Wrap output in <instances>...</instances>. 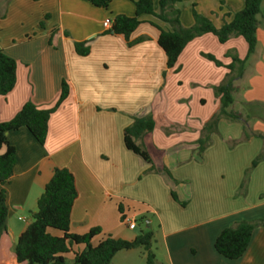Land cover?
I'll use <instances>...</instances> for the list:
<instances>
[{
    "label": "crops",
    "instance_id": "1",
    "mask_svg": "<svg viewBox=\"0 0 264 264\" xmlns=\"http://www.w3.org/2000/svg\"><path fill=\"white\" fill-rule=\"evenodd\" d=\"M152 1L157 13L158 0ZM223 2L221 9L220 0H181L175 7L185 28L193 25V10L219 28L244 7L243 0ZM134 13L129 0H114L107 9L86 0H0V50L16 63L15 86L0 96V122L12 119L26 102L38 109L53 107L61 83L68 86L67 98L49 117L43 145L25 128L7 133L16 160L5 185L8 217L0 264H18L13 248L28 224L18 223L36 211L55 168L68 169L75 181L70 232L82 235L99 227L93 244L106 236L127 241L137 236L136 227L129 230L120 221L121 204L125 216L142 218L143 231L153 232L152 264H264V226L253 230L237 260L214 249L225 228L241 221L264 222V158L243 180L264 150V0L256 16L252 55L247 57V44L239 36L220 44L205 34L184 47L173 69L166 68L158 30L150 23L164 30L169 25L140 16L130 41L145 40L130 46L103 27L105 19ZM76 43H85L89 53L77 55ZM227 53L245 60L229 108L241 115L242 123L219 120L217 133L199 154L202 127L219 109L212 88L228 74ZM145 116L152 118L153 131L135 144L149 155L155 168L151 172L123 143L124 129ZM244 128L248 138L229 145L241 139ZM238 189L242 193L237 195ZM81 249L74 246L72 252ZM72 252L66 255L70 262ZM111 264L147 263L138 248L118 252Z\"/></svg>",
    "mask_w": 264,
    "mask_h": 264
},
{
    "label": "trees",
    "instance_id": "2",
    "mask_svg": "<svg viewBox=\"0 0 264 264\" xmlns=\"http://www.w3.org/2000/svg\"><path fill=\"white\" fill-rule=\"evenodd\" d=\"M99 9H107L114 0H86ZM135 8L134 16L116 15L111 21L108 33L122 36L130 46L145 40L139 38L130 41L131 34L141 24L142 15H149L157 21L167 24L170 30H164L155 23H150L158 30L157 45L166 58V68L173 69L184 47L193 39L205 34L215 36L220 44H224L231 37H241L247 44V57L252 55L256 47V16L260 13L263 0H243L244 7L235 13L229 22L223 21L221 27L216 28L211 20L192 11L193 25L185 28L181 25L180 12L175 7L181 0H158V12L155 13L152 0H129ZM220 0V9L223 5ZM77 55L86 56L89 48L85 43L74 44ZM231 63L226 66L228 74L223 81L213 87L215 98L218 99L219 109L203 125L199 138V154L210 143V137L217 133L219 120L242 122L238 113L229 110L233 104L234 82L241 78L244 72L245 60H240L235 54L227 53ZM207 60L216 66H222L214 57L203 54ZM16 82V63L0 50V96L10 93ZM68 96V86L61 83L60 95L53 107L38 109L31 102H26L20 110L7 122H0V238L7 230L8 209L6 205L7 185L13 175L15 166V149L7 142V133L25 128L39 145H43L47 136L49 117ZM154 128L150 116L135 118L123 131V143L127 150L139 156L150 165L147 172L155 171L152 161L137 140ZM244 132V130H243ZM247 139L248 136L245 133ZM264 139V138H263ZM257 161L252 162L255 167ZM174 201H178L171 193ZM77 199V190L72 173L65 168H55L50 180L44 186L42 194L36 202V211L31 214V220L24 231L18 236L13 248L15 260L18 264H111L115 254L141 248L145 253V261L152 264L154 255L151 252L153 242L152 231H141L134 239L127 241L106 236L97 244L92 241L101 234L99 227L91 228L85 234L77 235L70 232V215L73 204ZM182 205V204H181ZM120 221L125 217L121 204L117 205ZM142 218L139 219L141 221ZM264 226L263 221H241L225 228L214 242L215 251L228 260L239 259L246 251L253 230ZM82 246L80 251L72 252V247ZM72 252L71 262H67L66 255Z\"/></svg>",
    "mask_w": 264,
    "mask_h": 264
},
{
    "label": "rangeland",
    "instance_id": "3",
    "mask_svg": "<svg viewBox=\"0 0 264 264\" xmlns=\"http://www.w3.org/2000/svg\"><path fill=\"white\" fill-rule=\"evenodd\" d=\"M236 123H242V122H238V121H236ZM241 125H242V124H241ZM246 132H247V131H246V128H244V132H243L242 137H241L240 140L228 141L227 143H228L229 145H234V146H236V145L238 144L239 141L244 142V141H245V138H246V136H245V133H246ZM262 149H263V148H262ZM262 149H261V150H262ZM263 151H264V150H263ZM263 151H260V152L255 156V158L253 159V161H254V160L257 161L256 164L260 163V162L263 160V158H264V152H263ZM253 161H252V162H253ZM251 164H252V163H251ZM252 170H253V167H252V165H251L250 168L248 169V171L245 172V174L243 175V176H244V177H243V180L246 181L247 177L250 176V173H251ZM236 193H237V195H238V193H242V189H238ZM25 217L27 218V220L25 219L26 221H23V222L18 223L19 226H24L26 223H29V222H30V220H31V216H30V214H26ZM140 223H141V222L139 221V219H137V221H135V224H136V230L133 232V234L139 235V234L141 233V231L146 230V229H145V225H144L143 223H142V224H140ZM156 226H157V225H156V222L154 221L153 224H152V228L155 229V228H157ZM151 252H152V253L155 252V244H154L153 242H152V246H151ZM67 262H70V261L67 260Z\"/></svg>",
    "mask_w": 264,
    "mask_h": 264
},
{
    "label": "built area",
    "instance_id": "4",
    "mask_svg": "<svg viewBox=\"0 0 264 264\" xmlns=\"http://www.w3.org/2000/svg\"><path fill=\"white\" fill-rule=\"evenodd\" d=\"M110 25H111V21L109 19H105L103 22V27L109 29ZM20 220H22V219H20ZM123 223L127 227V229H129V230H133L136 227L135 221L133 219H131V217H128V216L124 217Z\"/></svg>",
    "mask_w": 264,
    "mask_h": 264
}]
</instances>
